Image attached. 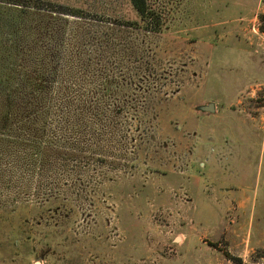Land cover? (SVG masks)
Wrapping results in <instances>:
<instances>
[{
  "label": "rangeland",
  "instance_id": "obj_1",
  "mask_svg": "<svg viewBox=\"0 0 264 264\" xmlns=\"http://www.w3.org/2000/svg\"><path fill=\"white\" fill-rule=\"evenodd\" d=\"M146 5L0 0V264H264V0ZM234 115L259 131L253 222L173 175Z\"/></svg>",
  "mask_w": 264,
  "mask_h": 264
},
{
  "label": "crops",
  "instance_id": "obj_2",
  "mask_svg": "<svg viewBox=\"0 0 264 264\" xmlns=\"http://www.w3.org/2000/svg\"><path fill=\"white\" fill-rule=\"evenodd\" d=\"M214 104L217 114L219 107ZM232 106L231 103L225 109L229 110ZM220 121L221 123L214 125L212 119H200L201 130L190 136L193 142L179 141V144L184 143L186 151H177V161L173 160V164L179 169V174L175 172L173 175L183 176L191 200V195L208 188V184L217 185L226 199L224 203L229 207L227 213L233 207L231 216L234 220L253 222L256 215L251 210L248 211V206H256L252 194L257 190V179L253 172L257 159L252 158L256 153L241 144L248 142L251 137L258 138L257 120L234 115Z\"/></svg>",
  "mask_w": 264,
  "mask_h": 264
},
{
  "label": "trees",
  "instance_id": "obj_3",
  "mask_svg": "<svg viewBox=\"0 0 264 264\" xmlns=\"http://www.w3.org/2000/svg\"><path fill=\"white\" fill-rule=\"evenodd\" d=\"M130 2L136 13L140 17H145L147 14L146 0H130ZM260 20L264 21V18L261 16ZM261 31L264 32V26L261 27ZM5 84H7V82ZM1 93H6V90H3Z\"/></svg>",
  "mask_w": 264,
  "mask_h": 264
},
{
  "label": "water",
  "instance_id": "obj_4",
  "mask_svg": "<svg viewBox=\"0 0 264 264\" xmlns=\"http://www.w3.org/2000/svg\"><path fill=\"white\" fill-rule=\"evenodd\" d=\"M199 110L205 113H215V104L210 103L208 105L201 106L199 107Z\"/></svg>",
  "mask_w": 264,
  "mask_h": 264
}]
</instances>
